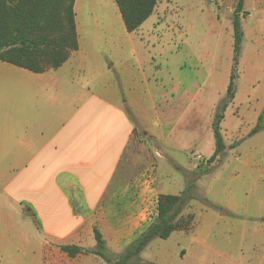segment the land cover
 Returning <instances> with one entry per match:
<instances>
[{
  "label": "rangeland",
  "instance_id": "obj_1",
  "mask_svg": "<svg viewBox=\"0 0 264 264\" xmlns=\"http://www.w3.org/2000/svg\"><path fill=\"white\" fill-rule=\"evenodd\" d=\"M236 1L157 0L128 33L114 0H78L81 50L72 80L124 101L137 125L121 179L153 171V187L163 194L191 187L181 213L193 216L191 228L154 238L132 264H264V0L244 1L236 93L220 125L226 149L205 174L196 168L214 149L212 119L233 67ZM51 28L45 38H59ZM56 247L58 264H107L93 254L72 259ZM31 258L29 247L21 261Z\"/></svg>",
  "mask_w": 264,
  "mask_h": 264
},
{
  "label": "crops",
  "instance_id": "obj_2",
  "mask_svg": "<svg viewBox=\"0 0 264 264\" xmlns=\"http://www.w3.org/2000/svg\"><path fill=\"white\" fill-rule=\"evenodd\" d=\"M80 48L41 73L0 61V264H27L29 247L30 264H58L56 246L93 249L94 229L119 255L156 219L153 171L120 177L134 134L125 102L72 80Z\"/></svg>",
  "mask_w": 264,
  "mask_h": 264
},
{
  "label": "trees",
  "instance_id": "obj_3",
  "mask_svg": "<svg viewBox=\"0 0 264 264\" xmlns=\"http://www.w3.org/2000/svg\"><path fill=\"white\" fill-rule=\"evenodd\" d=\"M114 1L128 33L137 31L152 15L157 4V0ZM74 2L75 0H0V61L35 73L61 66L78 50ZM245 13L244 0H237L232 13L233 67L225 96L216 106L212 119L213 153L205 165L197 164L196 168L200 174H205L208 171L206 166L213 163L226 149L220 125L236 93L235 66L241 51L243 40L241 19ZM53 26H57V31L61 35L59 38L47 40L45 37ZM49 59L51 62L46 64V60ZM132 121L134 122V119ZM136 127L135 123L134 131ZM258 130L259 126H256L248 135L251 136ZM190 189L191 187L180 195H159L155 221L119 255L107 250L105 241L97 229L93 231L95 240L93 249L85 250L65 245L61 246L60 250L72 258L80 253H91L107 264L135 263L139 260L140 253L154 238L165 240L172 232L188 231L191 228L193 216L184 219L181 215L187 201L193 198L189 194Z\"/></svg>",
  "mask_w": 264,
  "mask_h": 264
},
{
  "label": "water",
  "instance_id": "obj_4",
  "mask_svg": "<svg viewBox=\"0 0 264 264\" xmlns=\"http://www.w3.org/2000/svg\"><path fill=\"white\" fill-rule=\"evenodd\" d=\"M152 142H153L152 140L149 141V143H152Z\"/></svg>",
  "mask_w": 264,
  "mask_h": 264
}]
</instances>
